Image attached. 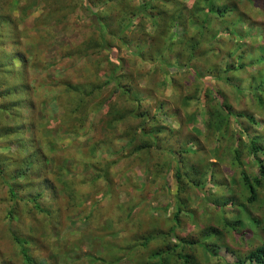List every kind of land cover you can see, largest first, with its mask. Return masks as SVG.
Here are the masks:
<instances>
[{"label":"rangeland","instance_id":"rangeland-1","mask_svg":"<svg viewBox=\"0 0 264 264\" xmlns=\"http://www.w3.org/2000/svg\"><path fill=\"white\" fill-rule=\"evenodd\" d=\"M83 1L0 0V169L5 181L0 178V264H159L161 256L154 257V251L181 243L191 247L193 241L199 246L187 253L195 254L199 264L205 259L208 264H233L244 258L264 242L260 201L242 200V218L249 228L232 230L229 224L239 213L238 204L227 206L237 198L234 193L248 196L240 179L244 166L231 165L227 157L213 167L223 186L209 180L202 194L194 190L180 195L172 171L164 182H151L145 169L124 155L128 142L119 137L126 134L125 125L124 130L114 129L108 116L117 102H124L110 79V56L123 61L126 71L118 74L122 82L134 76L146 106L167 102L163 128L183 130L181 136L192 139L189 148L198 151V158L214 147L213 138L205 137L210 132L207 110L219 100L255 122L231 117L226 131L231 142L238 146V141L249 144L250 138H258L263 150L264 104L258 98L264 101V0H201L200 7L210 1L216 11L209 12L203 33L193 38L199 44L195 42L192 54L178 45L194 33L190 21L197 0ZM109 12L115 25L126 29V42L133 46L132 39L142 34L139 51L152 54L168 48L173 67L166 72L157 63L133 57L107 29L110 47L99 45L95 15ZM100 66L95 86L92 75ZM79 87L87 93L97 89L86 98L89 115L82 123L72 105ZM234 88L254 94L240 95ZM203 90L207 105L200 104ZM180 94L184 104H174L171 99ZM256 158L264 162L262 153L242 159L251 179L260 173ZM87 163L93 167L85 172ZM106 163L111 164L110 188L106 181H92ZM9 189L17 195L20 212L11 220L5 219ZM257 191L264 195V181ZM69 193H77L75 209ZM211 193L225 200H210ZM179 197L185 198L180 211ZM155 227L162 233L143 247V236L155 235ZM169 231L173 234L167 237ZM13 234L27 241L29 260ZM168 263L182 264L177 257Z\"/></svg>","mask_w":264,"mask_h":264},{"label":"trees","instance_id":"trees-1","mask_svg":"<svg viewBox=\"0 0 264 264\" xmlns=\"http://www.w3.org/2000/svg\"><path fill=\"white\" fill-rule=\"evenodd\" d=\"M81 2L85 3V1L80 0ZM201 0H197V5L195 7V10L193 12V17H191L190 24L194 25L193 35L192 36H183L182 39L179 41L180 44L178 45L179 48H188L189 53L192 54V52L195 50V48L198 46L199 41L195 38V35L203 33L204 27L202 25L203 22H206V19L209 17V12L215 13L216 9L213 7L212 2L207 1L203 4V7H200ZM206 9V12H205ZM205 12V13H204ZM220 14H223L221 10L218 11ZM113 12H109V15H103L102 13L96 14V20L99 25V38H100V44L104 45V47H110V42H107L106 36L104 31L107 29V32L109 33L108 36H110L112 39L116 38L121 45L124 47V49L131 54L133 57L142 59L145 62L150 63H157L161 66V69L163 71L168 72L170 68L173 66H170L168 63L170 61V54L167 49H159L155 51L152 54H147L146 51L140 50V46L142 45V34H138V38H141L138 40L132 39L134 42L133 46H131L128 42L125 41V38L127 37L126 29L124 28H118L117 25H115L116 21L114 22V19L112 18ZM202 17V19L200 18ZM188 24V22H187ZM189 24V25H190ZM115 25V26H114ZM116 29H114V28ZM121 27V26H120ZM118 28V29H117ZM119 31V32H116ZM144 33V32H143ZM215 38L217 37L214 36ZM197 44H196V43ZM197 45V46H196ZM196 46V47H195ZM135 47L138 48V51L135 52ZM17 48V46H16ZM134 50V51H133ZM173 53V52H172ZM177 54V53H175ZM179 56H182L179 54ZM243 56V55H242ZM111 60V68H112V76L110 79L115 82L116 87L118 88L121 100L124 102H117L115 106H113L112 111L108 114L109 117H111V120L114 121V129H123L125 125L126 127V134L121 135L119 138L127 141L129 148L125 150L123 148V151H125L124 155L129 160L132 158V160H129L130 162L137 163V165L142 166L145 169V176L151 177V182L157 183L158 182H164L166 180L167 173L173 172V175L176 179V182L178 184V193L180 195H184L186 192L190 191L193 192L194 190H199V193L202 194V190L206 188L207 183L209 180L215 182V186L221 187L223 184L219 180V175L217 176L216 172L214 171L213 167L215 165L220 164V162L224 161L227 157L231 161V165L239 166L243 165L244 169H241L240 172V179L242 180V186L244 187L245 193L248 194V197L245 199V197L239 196L240 191L237 190L234 195L237 197L233 200L232 203L227 204V206H235L238 204V216L237 219L234 222H230L229 224L232 227V230H236L237 228L245 227L249 228L247 221H245L242 217V205L245 206V204L242 202L244 200L245 202L249 204H253L257 201H260L264 207V195L260 196V192L257 191V187H260L262 184V181H264V162L261 161L259 158H256L258 160L257 164L260 168L259 176L251 179L250 175L245 170V166H247V163L242 161L243 157L247 158L248 154H252L254 156H258V153H262L264 155V149L262 150L260 147H258V143L260 142V139L258 138H250L249 144H243L241 141H238V144L235 141L231 142V136L229 135V132H226L228 129V124L230 122L231 117H241L246 119L250 123H255L253 118L246 115V114H234L232 112V109L225 105L224 102L217 101L216 103H209L207 114L209 115V118L206 122V130L210 131L205 134V137H212L211 139L214 141V147L210 149V153L205 156L197 157L198 151L194 152L193 149L189 148L190 140H192L190 137L185 136L182 137V131L183 130H174V129H167L166 127L163 128V121L161 119L162 109H167V102H160L158 101L154 106H146L144 104V98L141 97V94L138 93L136 90V84H135V78L133 75L126 76L127 79L123 82L120 80L121 76H123V66H122V60L117 58L115 55L110 56ZM99 62V61H98ZM166 63L168 65H166ZM178 65V64H176ZM103 68L100 66L97 71H95L92 75L96 79L95 86H97V82H99L98 71H101ZM131 69V68H130ZM132 71V70H131ZM120 75L118 76V74ZM197 75V73H196ZM200 76L198 75V78ZM224 81H228V78H224ZM104 84L107 85V82ZM91 92L84 90L82 87L77 88L78 92H75L72 99V105H74V112H78V114H81V118L79 122L84 120L89 114V107L87 103V99L89 96L97 90L95 87H91ZM235 92L237 94H248L254 92H251L250 90H238L235 89ZM259 93H262L260 91V88L258 89ZM80 93V97H79ZM71 96V97H72ZM183 95H177L176 98H172L171 101L174 104H184L183 99L181 98ZM70 100V99H69ZM200 104L201 105H207V95L206 91L203 90L200 95ZM260 101L259 104H264V101H262L261 98H258ZM258 101V102H259ZM70 103V101H69ZM28 112H33V109L31 106H29ZM29 114V113H28ZM82 123V122H81ZM123 127V128H122ZM124 130V129H123ZM243 132H241L242 134ZM203 133H200V136H202ZM21 138L24 139V136L21 134ZM197 138V136H196ZM181 140V141H180ZM226 141V142H224ZM172 143H174L175 148H173ZM178 144V145H177ZM204 147L201 149L203 152ZM35 161V159H33ZM242 163H238V162ZM101 166V165H100ZM110 166L111 164L106 163L104 166H101L99 170H97L96 176L92 177V181H106L109 184V188L111 186L110 180L107 175H110ZM93 165L87 163V165L84 167L85 172L88 171V169H92ZM0 178L4 181V171L0 169ZM99 171V172H98ZM90 176V175H89ZM214 187V186H213ZM217 192L220 193L221 191L217 189ZM8 200L7 205L8 209L5 215V219H12L14 215L17 213H20L18 211V205H17V195L16 193L9 189L8 192ZM70 194V193H69ZM77 193H75L76 195ZM72 197L70 199L71 201V208H76V200L77 196L74 194H70ZM210 200L213 201H224L225 199H222L221 196H216L214 193H211L209 196ZM262 197V198H261ZM261 198V199H260ZM185 198L179 197L178 200V209H180L184 206ZM205 202H208V200H204ZM78 207V206H77ZM167 209V207H166ZM129 216L133 214L134 206H131L129 208ZM25 215L28 213V211H23V214ZM131 213V214H130ZM236 213V212H234ZM174 219H176V225H179L177 222V219H179V213L176 212ZM254 217L249 216L248 220L252 221ZM244 220V221H243ZM244 223V224H243ZM242 229V228H241ZM36 230H31V235H34ZM155 235L152 236H143V247H147L149 245V241L155 239V237L162 233L158 230L157 227L154 229ZM175 233V229L173 230ZM173 232L169 231L168 236L172 235ZM245 233V232H244ZM247 233H251L247 231ZM245 233V234H247ZM252 234V233H251ZM13 240L14 243L19 245L22 249V253L26 260H29V256L26 253L25 245L27 241H24V239H19L18 236L13 234ZM167 240V239H166ZM181 242V241H180ZM196 244V245H195ZM182 246H172L169 245V248L167 250H158L153 252V256H161L160 260L161 262L159 264H165L167 260L173 261L174 259L181 260L182 264H199L198 260L195 257V254L187 253L189 248L195 249L197 247L198 242L193 241L191 243V247L189 244L181 243ZM199 246V245H198ZM178 248L180 251H178ZM206 249L207 255L211 254L210 250ZM206 255V254H204ZM115 257V256H113ZM206 258V256H204ZM203 258V259H205ZM204 260H201L202 262ZM115 262H117L115 260ZM210 263L209 260L207 262V259H205V264ZM169 264V263H168ZM233 264H264V242H262L261 245L254 247L244 258H238L237 261Z\"/></svg>","mask_w":264,"mask_h":264},{"label":"clouds","instance_id":"clouds-1","mask_svg":"<svg viewBox=\"0 0 264 264\" xmlns=\"http://www.w3.org/2000/svg\"><path fill=\"white\" fill-rule=\"evenodd\" d=\"M248 197V196H247ZM263 233H264V229H263ZM252 250V249H251ZM233 263H235V262H233Z\"/></svg>","mask_w":264,"mask_h":264}]
</instances>
